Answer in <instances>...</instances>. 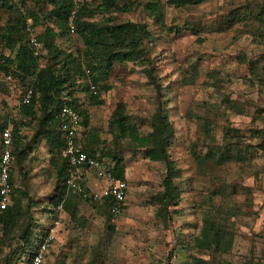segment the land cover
Segmentation results:
<instances>
[{
	"label": "rangeland",
	"instance_id": "obj_1",
	"mask_svg": "<svg viewBox=\"0 0 264 264\" xmlns=\"http://www.w3.org/2000/svg\"><path fill=\"white\" fill-rule=\"evenodd\" d=\"M132 1L127 13L98 10L91 21L104 23L109 17L115 24L145 25L150 33L145 43L150 63L114 64L107 81L96 86L103 102L100 106L91 105L80 91L75 94L78 110L87 116L84 125L80 115L81 142L95 140L98 150L115 151L124 163L128 187L125 210L118 219L108 220L104 201L93 208L77 199L78 215L86 221L80 226L63 208H32L36 222L47 232L53 230L54 240L44 264H191L192 258L209 264H264V33L251 18H245V13L257 14L264 8V0H207L180 10L166 5V0ZM24 2L26 24L41 37L47 22L40 16L33 22L29 16L39 6L49 8L41 2L38 6L36 0ZM153 2L162 5L164 27L145 11L144 6ZM88 6L93 11L99 9L94 0H88ZM7 17V12L1 13L2 23ZM40 43L39 65L44 66L46 52ZM56 43L66 53L81 54L82 43L75 34ZM84 67L88 69L86 64ZM149 69L162 88L174 129L168 154L181 172L175 182L181 191L179 201L162 210L153 197L163 190L164 164L144 159L143 151L128 147L126 140L116 146L110 128L111 115L121 104L129 123L141 135L150 132L156 93L149 84ZM7 75L0 71V122L6 119L10 126L12 121L27 123L18 110L28 83L12 74V80L7 81ZM23 133L30 139L33 132L26 129ZM225 146L239 150L243 160L220 167L196 163L195 155L202 158L209 148ZM25 166L30 170L35 165ZM29 183L23 182L29 199L40 204L45 194L33 193ZM100 191L102 187L94 192ZM207 209L236 213L228 227L232 239L220 251L193 246ZM17 242L16 237L2 241L0 264L6 257L13 260L20 245ZM27 261L28 256L23 255L18 264Z\"/></svg>",
	"mask_w": 264,
	"mask_h": 264
},
{
	"label": "trees",
	"instance_id": "obj_2",
	"mask_svg": "<svg viewBox=\"0 0 264 264\" xmlns=\"http://www.w3.org/2000/svg\"><path fill=\"white\" fill-rule=\"evenodd\" d=\"M77 1L36 0L38 6L41 2L42 5L49 8L46 10L39 6L29 16L33 22L37 21L39 16L40 19L47 22L43 35L37 38L44 44L47 59L44 66L39 65L40 57L34 55L28 43L26 31L28 19L8 5L6 0L0 2V71L4 75H15L23 84L27 82V87L33 91L31 107L25 109L21 106L18 110L20 114L26 116L28 122L12 121L11 125L12 201L0 217L2 224L0 245L4 239L12 241L15 237L18 241L17 244L20 245H18V251L13 254V260L6 257L3 264H18L23 255H27L29 259L41 237L47 234V230L31 216L30 210L35 207L36 202L29 199L23 186V182L26 183L30 175V170L24 163L40 143L46 144L51 156V164L56 170L55 192L51 200L53 209L56 210L61 205V208L72 221L79 222L80 226H84L86 221L78 215L77 199L92 205L97 203L82 200L80 196L67 192L65 188L64 182L68 166L61 156L63 143L59 133L55 131L56 124L54 122V116L60 108V93L67 91L68 95L73 98V103L77 109L79 107L75 94L78 91L88 96L91 105L100 106L103 102L100 101L97 91L96 94L90 91V85L93 84L95 88L96 86L99 88L100 82H106L114 64L150 63L151 61L145 50V43L150 40V33L145 25L129 22L115 24L109 17L105 19L104 23L91 21L98 10L103 14L127 13L134 4L132 0H126L122 4L119 0H94L99 4V9L94 11L88 6V0H81L80 4ZM206 1L166 0V5L180 10L201 5ZM22 4L25 6L24 0H22ZM144 8L155 23L164 27L162 5L153 2L146 4ZM2 12L8 13V17L3 23L1 21ZM235 17V13H232L231 19ZM70 18L74 24V34L82 43V51L78 56L66 53L56 43L58 39L63 40L70 35L68 29ZM245 18H251L252 22H256L261 33H264V8L258 9L257 14L245 13ZM174 32L178 34L177 30ZM6 52L8 53L7 57L4 55ZM84 61L88 69H85ZM87 70L90 75L86 74ZM91 72L96 73V76H93ZM148 74L149 84L153 86L156 93V109L150 119V132L141 135L129 123L130 120L124 114V106L121 104L116 106L111 115L110 128L113 134V143L116 146L119 142L126 140L128 147L143 151L144 159L151 163L164 164L163 190L153 197L154 202L162 210L178 203L181 191L175 182L181 177V172L170 160L168 154V149L175 136L164 105L162 88L156 82L152 69H149ZM79 114L84 119L83 124L86 125L87 116L82 111H79ZM8 125V120H1L0 139L3 129ZM26 129H32L33 133L30 139L23 133ZM85 142L90 144L89 149L83 147L88 156L108 162L107 167L113 176L125 180L124 163L115 151L98 150L95 140H90V138H87ZM260 148L262 149V147ZM107 157L111 159L106 161ZM195 157L199 167H202L205 162H211L220 167L230 161L239 162L243 160L239 150L235 151L227 146L223 148L211 147L207 150L205 157L201 158L196 155ZM17 182L19 185H16ZM102 200L105 203V213L109 220L112 218L109 211L112 201L107 198ZM234 215H236L234 211L220 212L219 209L203 211L200 233L193 239L194 248L209 252L215 247L217 251H220L223 244L232 239V233L229 232L228 227ZM35 231H40L41 236L38 235L37 237ZM191 264L209 263L192 258Z\"/></svg>",
	"mask_w": 264,
	"mask_h": 264
},
{
	"label": "built area",
	"instance_id": "obj_3",
	"mask_svg": "<svg viewBox=\"0 0 264 264\" xmlns=\"http://www.w3.org/2000/svg\"><path fill=\"white\" fill-rule=\"evenodd\" d=\"M6 3L23 16L26 15V10L20 0H6ZM68 29L71 35L74 34L72 18L68 21ZM26 31L28 33V43L34 55L40 57L43 52L41 43L38 41L30 26H27ZM86 74H89L88 70ZM5 80L11 81L12 76L10 74L7 75ZM90 91L96 94V88L93 84L90 85ZM32 98V89H25L20 101L21 106L25 109L30 108ZM59 99L60 108L54 116V122L63 143L62 156L68 166V172L64 182L65 188L68 192L80 196L82 200L88 202H98L105 198L110 199L112 201L109 210L110 215L112 219L116 220L125 210L128 190L127 183L125 180L117 179L113 176L107 167L108 162L97 160L84 152L79 137V132L82 129V119L73 103V98L68 95L67 91H62ZM11 159L12 137L11 126L8 125L3 129L0 139V217L11 204L12 200ZM89 174H92L100 182L102 191L99 193L91 191L86 187L85 182ZM57 209L60 210L61 205ZM1 232L2 224L0 222V234ZM53 240V230H50L45 236L41 237L27 264H44L46 254Z\"/></svg>",
	"mask_w": 264,
	"mask_h": 264
},
{
	"label": "crops",
	"instance_id": "obj_4",
	"mask_svg": "<svg viewBox=\"0 0 264 264\" xmlns=\"http://www.w3.org/2000/svg\"><path fill=\"white\" fill-rule=\"evenodd\" d=\"M76 100L78 101L77 98H76ZM79 106H80V104H79ZM55 131H57V130L55 129ZM80 142H81V140H80ZM81 144L85 149H89V147H90V144L88 142H85V140L82 141ZM61 156H62V153H61ZM62 158H63V156H62ZM24 164L25 165H31L32 164V166L35 165L33 167L34 169L30 168V175L28 178L29 179L28 181H30L29 186L33 189V193H37V194H41V195L45 194V196L43 198L44 201L42 202L40 200L41 201L40 204L37 201H34V202H36L35 208L39 209V210L40 209L41 210H44V209L48 210L46 207L52 206L51 200L54 197L55 183H56V170H55L53 164H51V156L48 152V148H47L46 144L44 142L40 143L38 148L32 154H30V156H28V158ZM33 172H35V173H33ZM124 177H125V175H124ZM85 185L91 191H95L97 188L98 189L101 188L100 182L96 178H94V176L92 174H89L88 177L86 178ZM25 190H26V185H25ZM50 194L51 195L53 194V195L51 196ZM41 199H42V197H41ZM89 205L94 208L97 204L96 205L95 204L94 205L89 204ZM35 234L38 237V235H40V231H35Z\"/></svg>",
	"mask_w": 264,
	"mask_h": 264
}]
</instances>
